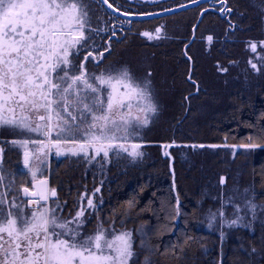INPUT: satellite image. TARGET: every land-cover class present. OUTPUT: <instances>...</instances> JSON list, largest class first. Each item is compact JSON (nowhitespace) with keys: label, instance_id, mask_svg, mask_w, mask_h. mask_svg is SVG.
<instances>
[{"label":"snow or ice","instance_id":"1","mask_svg":"<svg viewBox=\"0 0 264 264\" xmlns=\"http://www.w3.org/2000/svg\"><path fill=\"white\" fill-rule=\"evenodd\" d=\"M218 2L220 7L215 11L228 20L234 34L233 8L229 0ZM144 3L155 5L157 0ZM100 6H106L109 20L119 13L115 22L104 28ZM157 15L125 10L110 0H0V129L19 134L6 143L20 151L27 178V183L18 184L17 176L3 167L5 146H0V264H137L138 249L153 251L149 242L152 230L143 225L139 229L127 227L133 222L129 210L136 208L135 197L118 216L101 219L94 202L95 193L100 191L96 188L91 197L86 192L78 196L74 210H70L50 185L48 169L53 154L89 163L97 158L103 163L122 154L133 160L143 156L139 131L159 108L152 73L139 78L130 67L107 65L105 53L111 54V37L118 31H131L132 19L122 21L119 17ZM105 30V42L98 46L97 37ZM162 30L140 34L161 39ZM213 39L212 35L206 37L209 45ZM245 43L250 54L246 63L254 73L264 75V38ZM89 64L103 70L89 71ZM257 139L264 140V127ZM260 146L254 142L208 145L235 150ZM164 154L169 155L167 151ZM227 205L232 208L231 218L225 212ZM258 208L264 212L245 189L240 202L236 195L229 196L221 208L210 213L208 226H248V218L254 220ZM161 212L157 234L171 230L167 221L180 216L179 194L174 208L162 205ZM188 239L160 254L171 253L177 258ZM144 264H152L148 256Z\"/></svg>","mask_w":264,"mask_h":264},{"label":"trees","instance_id":"2","mask_svg":"<svg viewBox=\"0 0 264 264\" xmlns=\"http://www.w3.org/2000/svg\"><path fill=\"white\" fill-rule=\"evenodd\" d=\"M128 1L110 0L114 5L120 6H124ZM229 3L234 10L232 20L236 24V31L234 34L229 33L226 40L219 39L216 33L213 34L215 36L211 44L214 56L217 55L218 62H224L229 71H218L214 76L220 74L218 78L225 82L227 86L225 92L230 96H232L231 92L234 93L240 89L241 83H246L252 92L247 93V90L242 98L237 100L235 106H227L226 110L219 107L218 110H224L225 113L223 117L212 120V125L205 128L197 126L198 124L193 126L191 122L198 115V105L200 104V108L209 107L210 101L208 100L211 96L210 88L205 87L204 80L199 74L202 69L201 65L196 60L193 72L194 80L200 83L201 90L198 95L192 97L187 116L185 117L186 105H181L178 112L179 122L177 120L175 122L176 114L173 112L171 119L165 115L166 118L164 117L163 121H157V125L152 129V122L148 124V129L145 132L147 139L156 143L174 140L178 143H185L172 150L175 157L180 216L175 220L167 221L171 224V230L164 229L158 234L156 232L160 223L159 217L162 215L161 206L164 205L168 209L174 208L176 198L169 160L164 157L161 145H144L141 149L143 156L136 160L123 154L118 157H110L103 163H98L99 159L89 164L83 160H78L77 163L68 160L64 167L58 166L54 170L58 180L56 185L59 188V197L67 201L70 210H74L73 206L78 196L86 192L91 197L96 188H100V191L95 193L94 202L97 204L98 215L101 219L107 218L109 215L118 216L121 211L127 209V201L135 197L136 208L129 210L133 222L128 223L127 227L139 229L143 225L145 230H152L149 232V242L153 248L152 252L138 249L135 257L137 264H144L145 256L149 257L152 264L254 263L252 258L246 259L238 247H230L229 250H226L223 247L225 243L221 241V238L201 228L202 208L213 201L215 202L214 197L221 198L227 195V190L222 191V189L225 185L228 187L235 180L234 171L240 165L245 166L241 176L243 174L244 182L250 184L251 194L254 195L257 202L264 204V140L257 139L259 130L264 127V77H256L254 82H246L245 76L241 75L243 71L237 68L239 64L241 67L242 64L248 67L247 63H242L250 58L245 42L263 38L264 0H229ZM99 16L102 28L111 22L102 6H100ZM205 24L221 26V22L214 17H208ZM202 27L205 25L203 24ZM103 33H106V30L101 32V34ZM200 43L202 47L205 46V50L208 49L205 41L201 42L199 38L196 39L194 48ZM132 46L128 48L126 56L128 60L133 61L137 66L152 63V59H144L145 52ZM236 52L238 55L235 54ZM213 63L217 64V61H213ZM133 67L131 65V68L137 72V68ZM235 69L236 71H233ZM139 72L137 73L141 75L146 73V71ZM210 81H212V86L216 84L215 80L211 79ZM224 93L220 94L223 98ZM196 105L197 107H194ZM183 117L185 119L180 123ZM156 133L159 135L158 137ZM249 136L253 137L252 141H249ZM195 141H204L211 145H239L254 142L261 146L240 151L233 159L230 148L227 147L205 146L201 148L187 145V143ZM70 162L74 165L71 166ZM231 162L233 165L228 164ZM7 166L8 164L5 169L8 172H18L19 162L10 166L13 170L8 169ZM222 178L224 183H221ZM218 191L221 196L216 195ZM205 193H208L211 199L202 203ZM141 208L143 211H139ZM186 237L190 239L183 246V251L177 252V258H173L171 253L160 254L161 250L182 243ZM246 239L249 245L256 248V243L249 235Z\"/></svg>","mask_w":264,"mask_h":264},{"label":"flooded vegetation","instance_id":"3","mask_svg":"<svg viewBox=\"0 0 264 264\" xmlns=\"http://www.w3.org/2000/svg\"><path fill=\"white\" fill-rule=\"evenodd\" d=\"M191 3L192 0H157V3L155 5H152V4H145L144 0H129L124 6H120V5L117 6L125 10H131L134 12L148 11V12L162 13L165 12L164 9L166 8L176 9L179 8L181 4L188 5ZM102 7L105 9L104 6ZM219 7L220 5L218 0H213L211 2L207 1L199 5L198 7L187 9L173 15L157 17L142 21L134 20L131 25V31H127V30L123 32L118 31L116 33V36L111 37L112 52L111 54L107 52L105 53V55L108 56L107 65L113 67L127 66L130 68L131 65H133L134 69L137 68V72L146 71V73L147 72L152 73L151 75L152 88L156 97V101L159 105L157 114L151 118L152 122L155 117L157 119L158 116L162 117L164 114L167 115L169 113L170 107L173 106H175L173 111L176 114L175 118H177L176 119L177 121L179 120V114H178L179 106L186 105V113L189 111L191 99L192 97L195 96L192 94L196 91V85L188 80V76L191 68V62H193V65L195 67L197 56L194 51L195 42L187 50V53L185 52V46L190 41L193 34V28L196 25L201 13L204 11L205 8L209 9V11L204 14L203 20L197 29L196 39L198 38L200 39V37L204 35L203 37L205 39L202 40L206 41L207 35H212L213 37L215 36L212 34L213 25L205 24V21L208 17H214L219 21H221L222 28H220V32L216 34L219 37V39L226 40L228 38V34L231 33L229 29L228 20L223 15H221L220 12L215 11V9H218ZM233 14H234V10L233 13L231 14V21ZM115 17L116 16L113 15V19L110 20L111 21L110 23L115 22ZM119 19L122 21L128 20L120 17ZM203 24L205 25V27H202ZM117 27L119 28V24H117ZM127 27L128 25L125 24V29H127ZM157 28L163 29L161 33V39H155V38L148 39L147 37H144L143 35L140 34L144 31L154 33L155 29ZM106 34L107 32L103 34L101 33L99 34L96 41L98 46L101 43L105 42L104 37ZM131 45H133L132 47H134L135 49H139L140 51L145 52L146 56L144 57V59L145 60L152 59V63L142 64L141 66H137L136 63L128 60L126 56L128 53V48ZM208 56L210 59L214 55L213 56L208 55ZM216 56L217 55H215V57ZM189 57H191V59H189ZM207 60H208L207 57H205L203 58L202 62L206 64L205 62H207ZM208 63H210V60H208ZM199 64L201 65V60L199 61ZM88 69L89 71L103 70L94 67L92 64L88 65ZM131 70L133 71V73H135L137 77L139 78L145 77V75L138 74L132 68ZM154 74H156L155 77ZM169 75L170 78L168 77ZM192 78L195 79L194 73ZM198 84L200 86L199 88V92H200L201 85L200 83ZM157 121L158 120H156V122ZM152 128L153 127H151V129ZM4 134H5L3 138L4 140H0V146H5L3 164L5 163V166L6 164H8L7 166L8 169L13 170L10 166L15 164V162L20 163V161H22V156L17 148L12 146L11 144L6 143V141L11 139L8 135V134L11 135V132L6 131L4 132ZM173 135L175 134L173 133ZM5 137H9V138H5ZM13 150L16 153V156L14 162L9 163L8 158L11 151ZM50 158H51L50 162L51 164H53V167L49 175L50 176L49 182L52 187H55L57 189L59 195V188L56 185L58 180L54 173V170L58 168V166H60L61 168L64 167L67 164L68 160L70 161L76 159L78 161L79 158H67V159L58 160L57 156L55 155H52ZM70 164L74 165V163L72 162H70ZM5 166L3 167L5 168ZM24 170L26 171L25 168ZM14 174L17 176V180L19 183L20 173L14 171Z\"/></svg>","mask_w":264,"mask_h":264},{"label":"rangeland","instance_id":"4","mask_svg":"<svg viewBox=\"0 0 264 264\" xmlns=\"http://www.w3.org/2000/svg\"><path fill=\"white\" fill-rule=\"evenodd\" d=\"M231 23H234L233 20L231 21ZM220 28H222L220 25L214 24V26L212 27V34L219 33ZM203 36L204 35H202V37H200L201 42H204V40H202V39H205ZM262 36L264 38V33L262 34ZM205 43L207 44L206 46L208 47V49L205 50V48H204L205 46L202 47V44L200 43V45L195 46L194 51H195V54L197 56L196 60L198 62L201 60V68L202 69H201V72L199 74L202 77V79L204 80L205 87L210 88V91H211L210 92L211 96L209 97V100H208V101H210V105H209V107L200 108V104H199L198 105V115L194 119H192V122H191V124L193 126L198 124L197 126H200L203 128L212 125V120L214 121L217 118L223 117V114L225 113V111L224 110L219 111L218 109H220L222 107L223 109L226 110L227 106H235L237 100L239 101L240 98H242V95H244L247 92V90H248L247 93L252 92L246 83H241V87L239 90L235 91L234 93L231 92L232 96H230V94H227L225 92L227 86L222 79L218 78V76L220 77V74H218V76H216V77L214 75L217 74L218 71L221 72L223 67L226 68V66H225L224 62L223 63L221 61H220V63L218 62L219 61L217 59L218 56H217V58L215 56H213L212 58L209 59L208 55H211V54L214 55V53L212 50V45H211V47H209L210 45L207 43V40L205 41ZM204 52H205V54H204ZM235 54L238 55V52H236ZM198 56H200V57H198ZM205 57H207V59L210 60V63H208V60H207V62H205L206 64H204L202 62L203 58H205ZM213 61H217V64L213 63ZM242 63H246V61H242ZM204 65H206V66H204ZM242 67L240 64L237 66V68L240 71H243L242 72L243 74H241V75L245 76L246 82H254L257 79L256 77H264V75H258L256 73H254L250 69L249 65H248V67H245L242 64ZM217 68H218V70H216ZM233 71H236V69ZM155 75L156 74H154V77H155ZM168 77L170 78V75ZM213 78H215V79H213ZM211 79L215 80V82H216V84L213 85L214 87L212 86V81H210ZM221 93L222 94L224 93V98L220 95ZM194 107H197V105ZM174 108H175V106L170 107L169 113L167 114V118L171 119L173 112H174L173 111ZM188 112L186 113L185 117L187 116ZM164 117H165V114L162 117L158 116L157 119H158V121L159 120L163 121ZM185 117H183V119H181L180 123L183 122ZM157 119L155 117L153 119V122L151 119L152 127L157 125V122H156ZM176 119L177 118H175V122H176ZM196 120H197V123H196ZM177 122H179V120ZM147 129H148V125L141 128L139 131L140 142H142L143 145L158 144V145L162 146L164 144L176 143L179 147V146H183V144H185V143H178L176 140H174L172 142L167 141L165 143H156L153 140L149 141L146 137V134H145ZM6 131H8V130L0 129V140H4L3 139L4 135H5L4 132H6ZM8 135L10 138H13L14 136H18L17 133H12V132H11V135L10 134H8ZM156 136L158 137L159 135L156 133ZM9 137H5V138H9ZM144 137L146 138V140ZM187 145H196V147H199V145L208 146L211 144L206 143L204 141H201V142L195 141V142L187 143ZM219 145H224V144H219ZM253 149H255V148H253ZM247 150H250V149H247ZM230 151H231L232 158L235 159L236 155L240 151H245V149L235 150V149L230 148ZM233 152H235V155H233ZM15 156H16V153L14 152V150L11 151L9 158H8V162L9 163L14 162ZM67 158H75V157H57L58 160L67 159ZM98 159L99 158H97V160ZM78 160H83V162H86L89 164V162L86 159H78ZM97 160H94L91 163H94ZM50 161H51V158L49 160V169H48L49 175H50V173L52 171V167H53V164H51ZM73 161L77 162L76 159ZM228 164L233 165V162L228 163ZM71 166H73V165H71ZM229 168H230V166H229ZM244 170H245V166H243V165L236 167L235 171H234L235 180L228 187L225 185V187L222 189V191L227 190V195L226 196L224 195L221 198L214 197L215 202L213 201V202H211V204L204 206L202 208V211H201V217H202L201 218L202 219L201 220V228H202V230L221 238V241H223L225 243V244H223L224 245L223 247H225L226 250H229L230 247H232V248L238 247L239 250L243 252V255H244V257H246V259L250 257V258H252V260H254L253 264H264V212H261L259 210V208L257 210L256 218L254 220H252L251 217L248 218V221H250V223H248V226H231V227H229L227 223H225L223 225L213 224L212 227L208 226L210 213H214L217 211V209L221 208L222 202L226 201L227 197L236 195L238 202H240V198H241L242 194L244 193L245 189H249V195H252L250 184L247 182L246 183L244 182V180L242 179L243 174L241 176V172L243 173ZM18 172L20 173L19 184L20 183H27V178L23 175L24 173H26V171L24 170L22 161H20V163H19ZM49 178H50V176H49ZM220 194L221 193L218 191L216 195L219 196ZM209 196L210 195L208 193H205V196L203 197V200L201 202L205 203L207 200H210L211 197H209ZM255 203L257 205H259L261 208H264V204L259 203L256 200H255ZM225 212H226V215L229 218H231V216H232L231 205H227L225 207ZM246 234L249 235V237L254 240V242L256 243V245H255L256 248L251 246V244L249 245V242L246 241L247 240ZM253 249H255V251H253Z\"/></svg>","mask_w":264,"mask_h":264},{"label":"water","instance_id":"5","mask_svg":"<svg viewBox=\"0 0 264 264\" xmlns=\"http://www.w3.org/2000/svg\"><path fill=\"white\" fill-rule=\"evenodd\" d=\"M211 2L213 0H200V3L199 4H194V3H191V4H188L186 8H176L174 9V11L172 12H162V13H158L159 15L157 16H153V17H147V16H141L139 18L137 17H120V18H123V19H132V21L134 20H148V19H153V18H157V17H163V16H168V15H173V14H176V13H179L181 11H184V10H187V9H191V8H195V7H198L199 5L205 3V2ZM106 8V6H104ZM203 13V16L200 15L196 25L194 26L193 30L195 29V31H193V34H192V37L189 41V43L185 46V52L187 53V50L192 46V44L195 42L196 40V32H197V29L199 27V25L201 24L202 20H203V17H204V14L206 13L205 11L202 12ZM115 16H119V13H115L113 14ZM234 26L235 24L232 23ZM193 72H194V65H193V62H191V68H190V72H189V76H191V78L193 77ZM189 76H188V80H189ZM191 83L195 84L196 85V91L192 94V95H196L199 93V84L197 81H195L193 78L191 80H189ZM165 145H172V147H169L167 149H165ZM178 147V145L176 143H172V144H164L162 145V149H163V155L164 157L168 158L169 160V164H170V172H171V175H172V182H173V187H174V192L177 196V185H176V173H175V157L174 155L172 154V150L174 148ZM165 151H167L169 153V155H165ZM179 204H180V201H179ZM178 222H179V219H178Z\"/></svg>","mask_w":264,"mask_h":264}]
</instances>
